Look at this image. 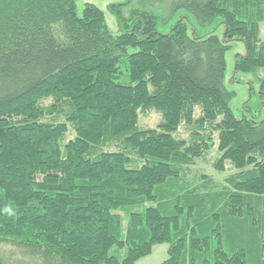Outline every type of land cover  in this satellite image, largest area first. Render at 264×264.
I'll return each mask as SVG.
<instances>
[{"label":"trees","instance_id":"trees-1","mask_svg":"<svg viewBox=\"0 0 264 264\" xmlns=\"http://www.w3.org/2000/svg\"><path fill=\"white\" fill-rule=\"evenodd\" d=\"M138 2L112 34L92 5L0 0V245L26 260L0 264H136L163 244L161 264H264V121L237 119L224 86L240 42L234 73L264 97V0ZM162 12L186 15L158 34ZM214 147L234 174L190 181Z\"/></svg>","mask_w":264,"mask_h":264},{"label":"rangeland","instance_id":"rangeland-1","mask_svg":"<svg viewBox=\"0 0 264 264\" xmlns=\"http://www.w3.org/2000/svg\"><path fill=\"white\" fill-rule=\"evenodd\" d=\"M78 15L82 14V10L85 5H92L98 8L104 13L105 21L112 34L118 32V23L116 19L117 8L115 6L127 3L119 8V14L124 19L129 18V14L133 10H140L138 0H74ZM166 13H161L162 18L157 20L156 32L158 34H165L174 24V22L180 17L184 16L181 13L172 16L170 19L166 18ZM212 25L209 28L196 29V33L199 36L208 34L212 29L215 28ZM215 34L221 37L223 28H215ZM260 39L264 42V22L260 25ZM230 49L225 55L226 61V72L224 77L225 88L234 94L230 101V108L233 115L237 119L245 118L248 120L264 121V97L259 93V81L257 75L254 74H235L234 73V63L237 56L244 54V46L240 42L229 43ZM252 88V91L250 89ZM49 101L46 102L48 104ZM196 113L195 116H197ZM160 122V116L155 112H147L139 115V126L140 128H155ZM176 138L188 141L190 136L184 126H181L176 133ZM74 137V133L71 129L66 135L65 141H69ZM213 140L216 142V135H213ZM115 147V146H114ZM113 146L105 147L104 151H115ZM219 157L216 148L211 149L208 154L203 156L200 160L196 161V165L191 169V175L189 176L190 181H195L198 176L207 175L210 177L217 185H223L224 180L228 178L234 171L226 165V169L223 173L217 172L213 168V163ZM124 221L123 226H126L125 214H120ZM244 234V230L242 231ZM246 234V233H245ZM245 239V238H244ZM167 249L168 245H157L152 249L149 256L139 260L136 264H161L167 259ZM0 254L9 260H18L20 262H25L17 251L11 249L9 246L0 245Z\"/></svg>","mask_w":264,"mask_h":264},{"label":"clouds","instance_id":"clouds-1","mask_svg":"<svg viewBox=\"0 0 264 264\" xmlns=\"http://www.w3.org/2000/svg\"><path fill=\"white\" fill-rule=\"evenodd\" d=\"M4 212L7 213L9 216H15L16 215L15 210L11 206L6 207L4 209Z\"/></svg>","mask_w":264,"mask_h":264}]
</instances>
